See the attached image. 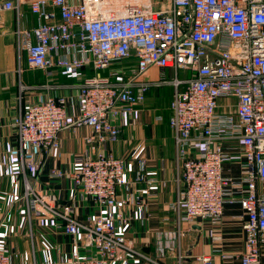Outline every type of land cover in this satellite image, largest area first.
I'll list each match as a JSON object with an SVG mask.
<instances>
[{"label":"built area","instance_id":"1","mask_svg":"<svg viewBox=\"0 0 264 264\" xmlns=\"http://www.w3.org/2000/svg\"><path fill=\"white\" fill-rule=\"evenodd\" d=\"M23 5L36 24L25 27ZM14 11L19 53L28 70L91 76L78 84L81 110L70 120L64 96L30 103L13 118L23 180L20 199L29 218H55L78 248L52 264H130L143 258L120 230L130 225L124 212L141 201L148 187L167 186L137 159L132 179L127 161L106 148L154 87L171 86L168 126L177 168L176 211L179 240L195 220L217 224L226 204L242 214L244 251L239 264H262L264 249V0H0L2 16ZM133 61V63H131ZM159 70L157 78L151 70ZM167 71L171 77L166 76ZM86 125V143L97 147L71 174L76 192L104 210L79 220L71 203H57L30 181L41 159L58 150L62 130ZM240 161L237 176L223 173L226 161ZM56 168L51 179L62 176ZM144 187L131 192L133 185ZM125 196L120 197L119 194ZM16 252L0 251V264H14ZM183 253L176 257L182 264ZM198 264H214L208 255Z\"/></svg>","mask_w":264,"mask_h":264},{"label":"crops","instance_id":"2","mask_svg":"<svg viewBox=\"0 0 264 264\" xmlns=\"http://www.w3.org/2000/svg\"><path fill=\"white\" fill-rule=\"evenodd\" d=\"M22 11V24L28 28L34 26L36 19L28 6L23 5ZM16 26V13L5 12L0 28V251L16 252L19 257L14 264H52L72 254L79 241L76 236L65 233L55 218L41 214L27 216L20 199L23 180L17 154V134L12 122L30 103L57 95L66 99V114L72 120L81 110L78 84L84 77L78 73L67 76L58 70H28L25 54L18 51ZM158 71L152 69L151 77L157 78ZM166 76L171 77V72L167 71ZM162 87L149 91L144 103L135 107L133 116L120 126L118 140L106 146L116 156L126 158L128 178L134 176L137 159L145 158L147 172L159 180H167L166 187L159 183L148 187L141 193L139 203L123 209L132 219L130 225L120 232L137 250L163 264H177L179 252L184 255L182 264H198L196 257L203 255L210 256L214 264H239L240 254L244 251L241 218L244 211L237 202L224 206L217 224L195 220L179 242L173 238L176 211L172 204L177 196L178 174L173 132L168 126L173 88L170 86L169 102L160 108L163 110H158L160 103L157 100L150 103L147 99L154 90ZM91 132L86 125L62 130L58 150L47 156L37 155L42 163L36 172L30 174V181L37 189L57 203H71L72 215L79 220L104 211L91 198L76 192L71 177L85 158L96 154V145L86 143ZM53 168L62 171L60 178H50ZM239 172V159L225 162V175L237 176ZM142 187L143 183H137L131 192ZM260 260L264 264V249ZM130 264L152 263L143 258H132Z\"/></svg>","mask_w":264,"mask_h":264},{"label":"rangeland","instance_id":"3","mask_svg":"<svg viewBox=\"0 0 264 264\" xmlns=\"http://www.w3.org/2000/svg\"><path fill=\"white\" fill-rule=\"evenodd\" d=\"M154 2L156 0H153ZM159 3H166L167 0H158ZM170 78V76H168ZM155 92H158L155 94ZM154 93V94H153ZM170 93H171V89H170V86H163L161 89H157V90H154L152 92V96L151 98L148 96V101L151 103L152 100H157L160 105H158V110H163V109H160L162 107L165 106V104H167L169 102V98H170ZM162 112H165V111H162Z\"/></svg>","mask_w":264,"mask_h":264},{"label":"trees","instance_id":"4","mask_svg":"<svg viewBox=\"0 0 264 264\" xmlns=\"http://www.w3.org/2000/svg\"><path fill=\"white\" fill-rule=\"evenodd\" d=\"M131 63H133V61H132ZM59 72H61V71H59ZM61 73H62V74H65V75L68 76V74H66V73H64V72H61ZM79 74H82L83 77L91 76V75L93 74V70H92L90 67H88V68H84V69H82V70L79 72ZM69 77H70V76H69Z\"/></svg>","mask_w":264,"mask_h":264}]
</instances>
